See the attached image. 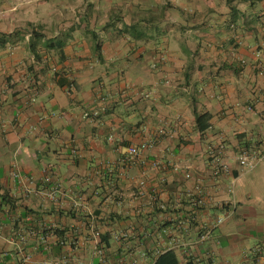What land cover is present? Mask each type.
Wrapping results in <instances>:
<instances>
[{"label":"crops","instance_id":"1","mask_svg":"<svg viewBox=\"0 0 264 264\" xmlns=\"http://www.w3.org/2000/svg\"><path fill=\"white\" fill-rule=\"evenodd\" d=\"M262 151L264 0H0V264H264Z\"/></svg>","mask_w":264,"mask_h":264},{"label":"built area","instance_id":"2","mask_svg":"<svg viewBox=\"0 0 264 264\" xmlns=\"http://www.w3.org/2000/svg\"><path fill=\"white\" fill-rule=\"evenodd\" d=\"M91 114L97 115V112H85L84 113V117H89ZM167 133L166 129L164 127H161L159 129H157L156 132H154L153 134H150L145 140H143L142 142H140L139 144H135V145H130L126 148L125 151V156H126V160H128L129 162H134L135 159L137 158V156L149 149H152L156 146L159 138L163 135H165ZM249 151L247 150H243L240 155H239V163L241 166L243 167H253L254 164H252L249 161ZM260 158L264 159V151H262L260 153ZM213 175L214 176H220L224 173H228L229 172V167L228 165L220 158L217 157L213 163ZM187 176H189V174H186ZM50 177L47 176L46 180L49 181ZM198 194L193 196V205L197 206V207H205L208 204V200L203 196V194L201 193V190L197 189ZM230 212H232L233 210H235L236 207V201L232 200V202L230 204ZM225 220V217L223 216H219L217 217L212 223L210 224H206L202 227L201 232L198 235L197 238V242L198 243H203L206 240H208L211 237V234L213 232V230L219 226L223 221ZM31 232H34L33 230H31ZM100 235V233H96V237H98ZM127 234H123V237H126ZM98 242V241H97ZM100 242V241H99ZM96 243L95 246V254L97 255V257L99 258V260L101 262H108V255H107V247L105 244H101V243ZM162 251H156V256L158 257L160 254H162ZM186 254L188 255L187 259L190 261H194L197 262L196 260H198L199 262H203V264H221L219 261H217L215 259V257L207 255L204 259L200 258V257H195L194 255L186 252ZM145 256V252L140 251L138 255H129L128 257L123 256L119 259V263L120 264H139L140 262V257H144ZM156 257V258H157ZM31 259V256L28 254L25 256V261H28ZM67 260L64 259V262H66Z\"/></svg>","mask_w":264,"mask_h":264},{"label":"trees","instance_id":"3","mask_svg":"<svg viewBox=\"0 0 264 264\" xmlns=\"http://www.w3.org/2000/svg\"><path fill=\"white\" fill-rule=\"evenodd\" d=\"M210 116V114L205 113L197 117L198 127L201 131L207 128L208 124H203V122L206 120L208 122ZM152 264H181V261L176 251L174 249H170L160 254Z\"/></svg>","mask_w":264,"mask_h":264}]
</instances>
